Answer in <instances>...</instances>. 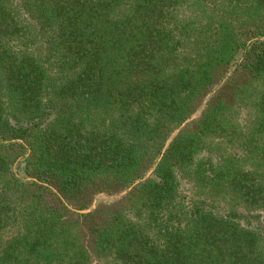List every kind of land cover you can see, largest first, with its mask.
<instances>
[{
	"label": "trees",
	"instance_id": "obj_1",
	"mask_svg": "<svg viewBox=\"0 0 264 264\" xmlns=\"http://www.w3.org/2000/svg\"><path fill=\"white\" fill-rule=\"evenodd\" d=\"M0 264H264V0H0Z\"/></svg>",
	"mask_w": 264,
	"mask_h": 264
},
{
	"label": "rangeland",
	"instance_id": "obj_2",
	"mask_svg": "<svg viewBox=\"0 0 264 264\" xmlns=\"http://www.w3.org/2000/svg\"><path fill=\"white\" fill-rule=\"evenodd\" d=\"M111 198H113V197H110V196H108V197H103L102 199H107V200H109V199H111Z\"/></svg>",
	"mask_w": 264,
	"mask_h": 264
},
{
	"label": "water",
	"instance_id": "obj_3",
	"mask_svg": "<svg viewBox=\"0 0 264 264\" xmlns=\"http://www.w3.org/2000/svg\"><path fill=\"white\" fill-rule=\"evenodd\" d=\"M199 115V112L196 114V116L195 117H197Z\"/></svg>",
	"mask_w": 264,
	"mask_h": 264
}]
</instances>
